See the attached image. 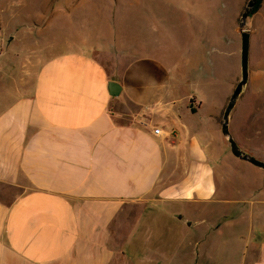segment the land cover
Segmentation results:
<instances>
[{"label": "crops", "instance_id": "0c3cea01", "mask_svg": "<svg viewBox=\"0 0 264 264\" xmlns=\"http://www.w3.org/2000/svg\"><path fill=\"white\" fill-rule=\"evenodd\" d=\"M8 2L0 0V90L10 99L0 102V264H113L125 254L147 264L152 240L169 241L181 220L159 204L174 210L218 192L198 112L145 57L109 70L104 41L52 51L34 36L26 47L37 26L10 19ZM259 207L258 233L255 217H242L240 264H264V200Z\"/></svg>", "mask_w": 264, "mask_h": 264}, {"label": "rangeland", "instance_id": "374dc122", "mask_svg": "<svg viewBox=\"0 0 264 264\" xmlns=\"http://www.w3.org/2000/svg\"><path fill=\"white\" fill-rule=\"evenodd\" d=\"M249 0H9L10 19L35 25L24 35L26 47L53 45L65 50L69 42L85 41L91 49L105 42L99 57L109 70L122 69L145 57L164 71L184 105L198 113L192 121L209 142L218 192L212 201L183 204L158 212L181 216L169 241L153 239L147 264H240L243 216L257 217L264 200V169L236 158L222 133V117L241 79L240 18ZM251 49L249 80L230 116V130L239 146L264 161V0L249 19ZM41 27V28H40ZM92 50V49H91ZM158 80L153 79L155 90ZM162 88V87H160ZM7 94V92H5ZM175 94V93H174ZM8 95V94H7ZM0 102H10L9 96ZM161 115L162 113H157ZM216 120H209V116ZM212 121V122H211ZM205 135V136H204ZM203 143V144H204ZM258 207V208H257ZM156 210V211H157ZM185 242V247L183 246ZM119 254L120 249L115 246ZM146 256L122 255L113 264H145Z\"/></svg>", "mask_w": 264, "mask_h": 264}, {"label": "water", "instance_id": "95a60500", "mask_svg": "<svg viewBox=\"0 0 264 264\" xmlns=\"http://www.w3.org/2000/svg\"><path fill=\"white\" fill-rule=\"evenodd\" d=\"M258 0H249L240 18V33H241V79L235 87L230 100L224 110L222 117L221 130L230 145L231 153L238 159L246 161L258 168L264 169V161L244 151L236 141L230 130V116L237 104V101L242 93L243 88L247 85L250 75L249 58L251 49V31L248 19L256 7ZM123 87L116 81H110L108 90L112 97H117L121 94ZM191 103V107H193Z\"/></svg>", "mask_w": 264, "mask_h": 264}, {"label": "trees", "instance_id": "16d2710c", "mask_svg": "<svg viewBox=\"0 0 264 264\" xmlns=\"http://www.w3.org/2000/svg\"><path fill=\"white\" fill-rule=\"evenodd\" d=\"M260 3H261V0H258V3H257V5H256V7L254 8L252 14H254V13L258 10V8H259V6H260ZM193 111H195L194 108H193Z\"/></svg>", "mask_w": 264, "mask_h": 264}, {"label": "built area", "instance_id": "2783aa9c", "mask_svg": "<svg viewBox=\"0 0 264 264\" xmlns=\"http://www.w3.org/2000/svg\"><path fill=\"white\" fill-rule=\"evenodd\" d=\"M161 129L160 128H155L154 129V133L156 134V135H159V134H161Z\"/></svg>", "mask_w": 264, "mask_h": 264}]
</instances>
